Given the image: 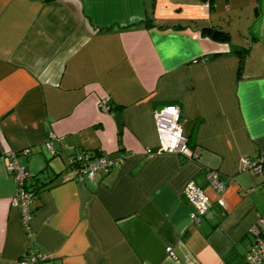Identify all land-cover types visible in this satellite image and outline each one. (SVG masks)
<instances>
[{"label": "crops", "instance_id": "0c3cea01", "mask_svg": "<svg viewBox=\"0 0 264 264\" xmlns=\"http://www.w3.org/2000/svg\"><path fill=\"white\" fill-rule=\"evenodd\" d=\"M105 97L121 107L104 110ZM172 102L195 158L156 151L154 110ZM81 148L124 161L80 181L67 157ZM8 149L36 184L29 229ZM259 153L264 0H0V264L30 251L49 254L41 264H246L264 176L240 158ZM210 167L227 180L221 192ZM192 179L212 203L199 223Z\"/></svg>", "mask_w": 264, "mask_h": 264}, {"label": "built area", "instance_id": "2783aa9c", "mask_svg": "<svg viewBox=\"0 0 264 264\" xmlns=\"http://www.w3.org/2000/svg\"><path fill=\"white\" fill-rule=\"evenodd\" d=\"M99 105L104 110H110L111 105L109 98H101ZM154 118L158 135L157 152L176 151L183 157L195 158L198 151L191 147L188 138L184 132L182 124V110L178 103H167L154 110ZM59 138L54 130H50L46 140V146L52 154L58 153L55 141ZM21 152L30 153L31 147H25ZM19 150L8 149L5 153L9 157L8 170L15 181L16 188L12 196V204L19 206L22 211V217L27 229L30 228V219L33 215V196L34 191L27 187V179L31 175L30 171L18 162ZM149 149V154L156 152ZM124 161L122 155L112 156L107 153L97 154L93 151L81 148L72 155L67 157L68 165L75 169L76 178L80 181H87L88 178L96 176L98 172L108 170L114 166H120ZM241 171L264 176V153L250 156L244 155L240 158ZM206 178L209 184L218 192L225 189L227 180L222 177L221 172L217 168H208ZM184 193L187 199L194 204L195 210L191 211L190 217L193 222L199 223L202 218L208 215L211 208V199L206 189L198 184L195 180L187 182ZM256 223L251 227V233L254 239L249 244L250 248L245 254L246 264H264V215L257 218ZM168 251H172V246L167 247ZM49 259L47 253H36L34 251L27 252L21 259L22 264H41V262Z\"/></svg>", "mask_w": 264, "mask_h": 264}, {"label": "trees", "instance_id": "16d2710c", "mask_svg": "<svg viewBox=\"0 0 264 264\" xmlns=\"http://www.w3.org/2000/svg\"><path fill=\"white\" fill-rule=\"evenodd\" d=\"M206 30L208 31V33L215 39H218V40H223V41H227V40H230L231 38V34L229 31H227L226 29L222 28V27H218V26H210L208 28H206ZM248 49H243V51H237L238 53H240L241 55V59L239 60V70H238V74L241 75L242 71H243V60L245 58V55L246 53L248 54L247 52ZM113 105V104H112ZM111 105V109L110 110H113V109H118L120 108L121 106L120 105H116V106H112ZM87 150H90V151H93L94 153H97V154H101L103 153L101 150L99 149H88V148H85ZM34 185H36L35 183L31 184V185H27V187L29 189H31L32 191L35 192V190L37 188L34 187ZM34 211V210H33Z\"/></svg>", "mask_w": 264, "mask_h": 264}]
</instances>
